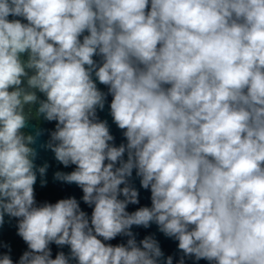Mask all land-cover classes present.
I'll return each instance as SVG.
<instances>
[{
    "label": "clouds",
    "instance_id": "obj_1",
    "mask_svg": "<svg viewBox=\"0 0 264 264\" xmlns=\"http://www.w3.org/2000/svg\"><path fill=\"white\" fill-rule=\"evenodd\" d=\"M12 221L0 264H264V0H0Z\"/></svg>",
    "mask_w": 264,
    "mask_h": 264
},
{
    "label": "water",
    "instance_id": "obj_2",
    "mask_svg": "<svg viewBox=\"0 0 264 264\" xmlns=\"http://www.w3.org/2000/svg\"><path fill=\"white\" fill-rule=\"evenodd\" d=\"M103 87V86H101ZM111 100V97H109V101ZM101 116V118H105L109 120V123L111 125V131L112 133L116 136V143L119 144L121 142V133L120 131L116 128V126L114 124H111V117L108 115V111H107V107L105 109L104 112H101L99 114ZM31 125L35 126V127H42V128H47V129H52L54 128V124L52 123H47V122H43V121H37L35 119H33L31 122ZM26 131H31L30 129H27ZM47 136L45 135L44 137H42V140H46ZM49 161L52 165V167L49 169L48 172V180L49 183L47 185V187L45 188H41L39 186V183H37L36 185V192H37V200L39 202H43L45 200L49 201V202H55L57 199L60 198H64L67 197L69 195H75L77 198H79L82 193L81 191L76 188L75 185L72 186H68V185H62L59 183H53L52 182V173L57 170L58 168L60 170H64V171H70L71 169H63L62 166H58L56 164V162L53 159V154L49 151H41L40 153V158L38 159L37 163H42L43 161ZM137 186L138 185V181H137ZM149 197V193L144 192L143 190L141 191V203L142 204H149L150 200L148 199ZM83 207V205H82ZM88 211L90 212L91 210L88 209ZM7 221V218H6ZM153 231L155 230L154 228L152 229ZM144 234L143 231H141V236ZM0 240H4L7 242H10L12 245V255L14 259H18L19 255L22 253L23 250H25L26 245H24L23 241L15 235V221H12L11 224L9 223H5L3 229H0ZM161 240L163 242V246L165 248V250L169 253L174 252L175 251V243L169 240H164L163 237H161ZM119 242V239L117 241H112V243H117ZM66 250V249H65ZM55 251V249H54ZM200 264H206L205 261H201Z\"/></svg>",
    "mask_w": 264,
    "mask_h": 264
}]
</instances>
